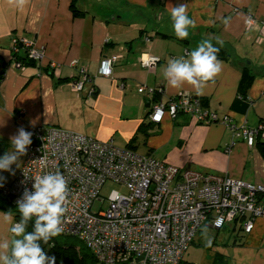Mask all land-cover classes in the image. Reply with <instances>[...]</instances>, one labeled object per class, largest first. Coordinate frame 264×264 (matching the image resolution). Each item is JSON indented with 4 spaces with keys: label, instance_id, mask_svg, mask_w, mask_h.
Segmentation results:
<instances>
[{
    "label": "crops",
    "instance_id": "crops-1",
    "mask_svg": "<svg viewBox=\"0 0 264 264\" xmlns=\"http://www.w3.org/2000/svg\"><path fill=\"white\" fill-rule=\"evenodd\" d=\"M72 1L28 0L20 9L0 0V62L11 58L14 37L33 41L45 51V58L35 66L18 68L13 57L6 65L0 85V139L9 149L10 138L21 126L27 131L56 126L151 154L181 168L227 173L264 184L260 145L264 140V39H258L263 30L246 23L249 18L264 19V0H75L86 11L76 17ZM181 3L187 5L188 16L197 25L183 40L175 36L170 16L171 8ZM217 38L223 43H217ZM205 39L228 53L219 58V74L199 92L187 83L171 87L163 76L168 61L188 59V53ZM112 55L118 57L112 75H101L102 59ZM148 56L159 61L144 67ZM50 61L60 68H48ZM246 67L254 73V81L247 96L249 107L239 113L231 105ZM80 77L85 79L84 86L77 90L74 81ZM140 86L147 88L145 92H139ZM153 88L159 89V100L165 103L182 94L207 98L206 108L229 120L199 123L188 114L176 120L167 115L145 134L139 128L148 119ZM243 126L258 131L254 146L236 136ZM135 135L137 139L131 142ZM10 226L0 215V239L10 237ZM222 229L209 225L202 235L205 242L212 238L210 243L215 244L213 231ZM237 229L235 223L233 240L222 243L215 254H223L228 264H264V219L257 218L250 233L238 234Z\"/></svg>",
    "mask_w": 264,
    "mask_h": 264
},
{
    "label": "built area",
    "instance_id": "built-area-1",
    "mask_svg": "<svg viewBox=\"0 0 264 264\" xmlns=\"http://www.w3.org/2000/svg\"><path fill=\"white\" fill-rule=\"evenodd\" d=\"M246 23L260 26L263 33L258 39H264V19L257 22L249 18ZM11 48L14 52L27 49L37 62L45 58L43 47L20 37L12 39ZM14 60L18 68L26 67ZM117 60V55L104 57L100 73L110 77ZM157 61L159 57L148 56L142 65L152 67ZM48 66L53 71L60 68L55 61ZM84 81L80 77L74 87L82 90ZM146 89L140 86L139 92ZM150 90L154 92V88ZM178 113L199 123L229 120L202 107L190 94L155 103L149 118L157 124L167 115L174 119ZM29 132L32 144L22 155L16 176L9 181L0 179V194L17 203L25 189L34 191V177L59 170L69 189L62 233L85 242L104 264H179L205 223L220 230L235 222L250 233L255 220L264 219L263 183L181 168L112 141L56 126H38ZM236 136L254 146L258 131L243 126ZM109 180L124 186L126 192L112 190L107 207L94 211L98 201L104 202L101 189Z\"/></svg>",
    "mask_w": 264,
    "mask_h": 264
},
{
    "label": "clouds",
    "instance_id": "clouds-1",
    "mask_svg": "<svg viewBox=\"0 0 264 264\" xmlns=\"http://www.w3.org/2000/svg\"><path fill=\"white\" fill-rule=\"evenodd\" d=\"M28 0H8L14 7L23 9ZM172 26L178 39H187L189 29L196 28V21L188 16L187 5L178 4L171 8ZM217 43L222 40L217 38ZM220 49L210 39L202 40L195 49L184 57L170 59L163 69L167 83L180 88L185 83L198 92L221 71L222 62L218 58ZM32 133L20 127L11 139L12 150L0 156V170L11 171L21 155L27 154L32 144ZM3 179V178H0ZM0 187L3 184L0 183ZM34 191L25 189L17 201L20 219L13 223V212H0L11 225V237L0 239V264H56L55 256H48L41 242L49 241L63 232V217L68 211L66 201L69 189L66 178L59 170L34 177ZM34 219V230L27 231V225Z\"/></svg>",
    "mask_w": 264,
    "mask_h": 264
},
{
    "label": "trees",
    "instance_id": "trees-1",
    "mask_svg": "<svg viewBox=\"0 0 264 264\" xmlns=\"http://www.w3.org/2000/svg\"><path fill=\"white\" fill-rule=\"evenodd\" d=\"M71 11L75 17L86 13V11L78 8L77 4L75 3V0H73L71 2ZM214 46L220 49V51L218 53V58L228 57V53L224 48L220 47L219 45H214ZM28 54L29 53H28L27 49H20L19 52H14L11 48V58L13 57L12 58L13 60L17 59V60L21 61L22 63H24L26 66L27 65L28 66H35L37 64V61H35L33 58H30ZM11 58L8 61H5L4 63L2 61L0 62V66H1V68H0V85H1V82H2L4 75H5L6 65L11 62L10 61ZM48 68H49V66H48ZM253 81H254V73L249 68H247V67L244 68L242 71L241 79L239 81L238 96L235 98V100L233 101V103L231 105V109L233 111H236L239 113H245L247 111V109L249 107V100L247 99V96H248L249 89L251 88V86L253 84ZM94 92L95 91H93L92 94H94ZM159 95H160L159 89L158 88L154 89L153 99L151 100L152 102H150V101L148 102V104H149L148 105L149 106V113L147 116L148 119L143 121V123L141 124V126L139 128V131L142 130L145 134L147 133V130L149 127L151 128L153 125H156L149 118V114H150V111H151V109L155 103L163 102L162 100H159V97H160ZM198 99H199V102L202 105V107L208 106V104H207L208 99L207 98L201 97ZM169 101L170 100H168L167 102H169ZM179 115H184V113H181V114L178 113L174 119L176 120L178 117H180ZM136 135L132 138L131 142L133 140L137 139L136 137H138V136H136ZM261 142L262 143L260 145H263L262 147L264 148V140ZM9 146L10 145L8 143H6V141H4L3 139H0V156H3L5 154V152L8 151ZM129 146H131V143L129 144ZM263 154H264V151H263ZM147 155L153 156L151 154H147ZM153 157H155V156H153ZM155 158H157V157H155ZM0 178H3L2 180H5L2 175H0ZM0 209L7 211V212H9V211L13 212V222L19 221L20 214L18 212L17 203H15L10 197H4L0 194ZM33 225H34V219H33V221H30L27 225V231L28 232H32L34 230ZM207 226L209 227L208 222L202 226L203 230H201L202 227L200 230L201 231L205 230V232H207V230H206L208 228ZM200 230L195 235V237H197V235L199 233L201 234ZM237 230H238V232H237L238 234L246 233L242 226H238ZM193 242H195V238H194ZM41 244H42V247L44 248V251L47 253L48 256H55L56 257V264H104L101 261V259H99L94 254V252L91 250V248H89L85 242L81 241L76 236L61 233V235H59L58 237L52 238L48 244H43V242H41ZM191 244H190V246H191ZM189 247H188V249H189ZM188 249L186 250V252L188 251ZM186 252H185V254H186ZM185 258L186 257L184 255L183 259L181 260V262L179 264H195L194 262L188 261ZM213 264H228V262L226 261L225 256L217 251L215 254L214 260H213Z\"/></svg>",
    "mask_w": 264,
    "mask_h": 264
},
{
    "label": "rangeland",
    "instance_id": "rangeland-1",
    "mask_svg": "<svg viewBox=\"0 0 264 264\" xmlns=\"http://www.w3.org/2000/svg\"><path fill=\"white\" fill-rule=\"evenodd\" d=\"M41 47V46H40ZM12 148H10L8 151H11ZM143 150V149H142ZM159 157V156H158ZM162 157V156H161ZM22 164V157L20 156L17 163L13 164L11 166V171H4L0 170V175L5 177L6 175L8 176V180L12 179L15 174L18 172ZM112 190H122L123 192H126V188L122 186L121 184L114 182L112 180H109L104 184V186L101 189V198L104 199V202L101 203V201H98L94 205V211H98L101 206L106 208L108 205V196L111 193ZM235 222H229L226 224V229H222L220 233H217V231H213L215 235V244L210 243L211 240H209V243H206V237H203L202 235L204 234L203 227L200 230L201 234L199 233L197 237H195L196 242L192 243L191 246L189 247L188 251L185 254V259L188 261H192L195 264H212V260L215 255V251L217 248H221L222 243H226L228 241H232L234 238L233 235V230L232 228L234 227ZM11 237V234H10Z\"/></svg>",
    "mask_w": 264,
    "mask_h": 264
},
{
    "label": "water",
    "instance_id": "water-1",
    "mask_svg": "<svg viewBox=\"0 0 264 264\" xmlns=\"http://www.w3.org/2000/svg\"><path fill=\"white\" fill-rule=\"evenodd\" d=\"M12 60V59H11Z\"/></svg>",
    "mask_w": 264,
    "mask_h": 264
}]
</instances>
